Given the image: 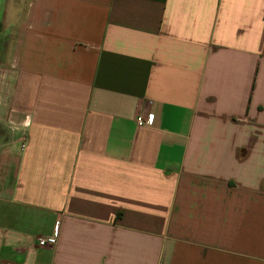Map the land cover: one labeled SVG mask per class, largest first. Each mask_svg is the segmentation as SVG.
<instances>
[{
    "label": "crops",
    "instance_id": "0c3cea01",
    "mask_svg": "<svg viewBox=\"0 0 264 264\" xmlns=\"http://www.w3.org/2000/svg\"><path fill=\"white\" fill-rule=\"evenodd\" d=\"M5 1L0 264H264V0Z\"/></svg>",
    "mask_w": 264,
    "mask_h": 264
},
{
    "label": "built area",
    "instance_id": "2783aa9c",
    "mask_svg": "<svg viewBox=\"0 0 264 264\" xmlns=\"http://www.w3.org/2000/svg\"><path fill=\"white\" fill-rule=\"evenodd\" d=\"M152 122V116H148L145 120L142 117L136 118V123L138 126H149ZM55 243V235L45 238V239H38V246L44 247L46 245H53Z\"/></svg>",
    "mask_w": 264,
    "mask_h": 264
},
{
    "label": "rangeland",
    "instance_id": "374dc122",
    "mask_svg": "<svg viewBox=\"0 0 264 264\" xmlns=\"http://www.w3.org/2000/svg\"><path fill=\"white\" fill-rule=\"evenodd\" d=\"M5 4H6V1L5 0H0V9L1 10H3ZM8 6H9L8 9L11 8L10 9L11 16L17 14L18 12H20L21 11V8H22V6H21V4L19 2L16 4V7H13L12 6V2L9 1Z\"/></svg>",
    "mask_w": 264,
    "mask_h": 264
}]
</instances>
